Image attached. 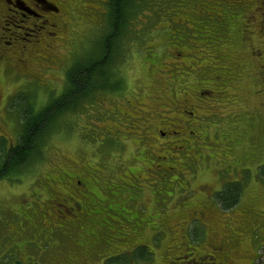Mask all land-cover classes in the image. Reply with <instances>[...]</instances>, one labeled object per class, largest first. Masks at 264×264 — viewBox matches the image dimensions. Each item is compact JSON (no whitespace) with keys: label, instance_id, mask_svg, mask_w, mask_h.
Here are the masks:
<instances>
[{"label":"rangeland","instance_id":"1","mask_svg":"<svg viewBox=\"0 0 264 264\" xmlns=\"http://www.w3.org/2000/svg\"><path fill=\"white\" fill-rule=\"evenodd\" d=\"M86 5L83 11L98 7L97 2ZM89 15L92 18L86 17L74 26L72 42L53 50L51 60L32 58L30 75L23 76L20 71H26L20 65L6 69L0 60V143L6 151L22 132L24 108L39 111L60 92L69 63L76 59L83 63L88 52H97L107 15L103 21ZM217 22L225 23V28H214ZM124 29L121 49L112 65L118 88L93 92L87 97V109L78 105V110H66L53 118L36 155H31L34 158L0 178V264H48L50 259H63L65 255H73V264H85L79 255L84 248L72 242L80 238L79 232L70 229L68 239L49 237L42 230V205H47V179L52 180L65 169L87 167L100 169V185L104 184L103 195L105 192L110 203H121L142 219L132 237L151 241L148 247L152 252L132 264H164L173 253L171 249H180L182 240L188 246L185 264H193L188 256L191 247L194 252L208 253L215 241L222 242V250L213 253L215 261L223 259L221 264H264V176L260 175L264 168V76L260 77L264 75V5L261 0H140L125 20ZM210 37L212 43H208ZM39 53L46 56L44 49ZM227 55L231 57L228 61ZM174 62L185 70L184 74L174 68ZM223 66L228 69L227 84L225 93L217 96ZM26 70L30 72L28 67ZM32 74L35 76L30 77ZM199 74L205 79L198 80ZM187 87L191 92L182 95ZM208 88L210 93H199ZM174 93L187 99L194 115L185 117L176 106H164L170 110L164 115L177 120L181 137L197 140L191 146V157L185 160L159 157L165 165L175 160L179 172L164 165L161 168L165 170L156 169L157 161L151 162L153 157L144 150L133 153L134 143L129 139L114 144L113 140L121 141L129 135L127 130L117 129L113 140L99 143L98 124H109L102 113L108 114L118 103L126 104V99L141 100L147 108L157 109L158 101L146 95ZM182 119L191 124H182ZM188 129L194 130L193 136L187 134ZM151 135L153 142H161L156 132ZM166 145L167 141L160 146ZM131 166L141 177L137 186L129 184L130 174L121 177ZM248 173L253 178L247 183L240 181L236 201L224 208L215 193L225 183H235ZM198 205H207L209 217L181 218V212L198 209ZM51 217L52 224H61L55 214ZM111 228L109 232L108 227L102 230L107 245L113 238L110 243L115 247L108 251L123 244L115 239L120 227ZM176 235H183L182 240L176 241ZM100 251H107L105 243ZM91 261L87 264H98L95 259ZM213 261L211 257L204 262ZM118 264H124V260Z\"/></svg>","mask_w":264,"mask_h":264},{"label":"flooded vegetation","instance_id":"2","mask_svg":"<svg viewBox=\"0 0 264 264\" xmlns=\"http://www.w3.org/2000/svg\"><path fill=\"white\" fill-rule=\"evenodd\" d=\"M86 2L91 6L95 5L97 2L98 7L93 8V10L83 11L82 9L84 6L87 7ZM108 2L109 0H40L38 3L37 0H0V60L4 62V67L6 69H11L12 67L14 68V65H20L21 69L26 71V73L20 71L22 75H30L32 73L30 70L32 65L31 62L34 60L32 58L38 56L40 59L51 60L53 57V50L59 46L68 44V42H72L76 35L74 26L83 21L86 17L92 18L89 13H92L94 16H99L102 21L106 18L108 13ZM261 3L264 5V0H261ZM86 14L89 16H86ZM90 18H87V20ZM40 49L45 50L46 56H40ZM230 59L231 57L227 55L226 60L228 61ZM73 62L69 63L67 69ZM174 64V68L177 70L179 69V73H185V70L181 69L177 62H174ZM27 67L30 72L26 70ZM222 68H224L225 71L222 75L221 90L216 92V94H218L217 96H221V93H225L224 87L227 84L225 79L228 69L226 66ZM260 72L262 73L263 71L261 70ZM175 74L177 76V73ZM199 75L200 77H197L198 80L204 76V74ZM34 76L35 75L30 77ZM235 76L237 77V74ZM263 76L262 74L260 77L263 78ZM66 77L67 76L64 75L63 85L60 88V92L55 97H59L64 92ZM202 79H205V76ZM190 89L191 87H187L182 95L190 93ZM110 90L111 89L108 91ZM211 91L212 90L208 88L199 93L206 95V93L208 94ZM115 94L116 93H113V95ZM160 96L161 97L146 95L148 98L152 97L151 100L158 101L155 106L159 107L157 109L147 108L145 104H142L143 101L141 100L126 99V104L118 103L113 109L108 110V114H101L102 118H104L103 120L108 119L109 124L102 123L97 126L96 123L89 122L98 127L96 133L99 136V143L113 140L111 137H113L112 135L115 134L117 129L122 131L127 130L126 133H129V135L121 141L113 140V143L123 144L124 140L129 139L134 143L135 149L133 153L139 149L144 150V153L148 157H153L151 162L157 161L154 166L156 169L165 170L166 167L172 171V167H174L173 172H179L178 169L181 168L175 166V160L165 165L163 164L164 161L159 157H162V159L163 157H182L183 160H185L190 156V150H192L191 146L195 144L197 140L193 138L190 139V136L181 137V131L177 120L174 121V117L170 118L168 114L164 115L165 112L170 111L169 109L165 110L164 106H169L173 109L176 106L178 108L177 111H179V107H181L180 113L189 118L194 115V108L187 102L186 98H180L181 95L179 94H164ZM166 96H168V98ZM141 105L144 108H142ZM199 106H203V104L198 105V107ZM77 108L73 109V111L78 110ZM79 108L87 109L88 106L86 102H82ZM154 110H157V112L155 113ZM154 114H156L155 117L153 116ZM154 119L156 123L160 122L159 126H157L158 123L155 124ZM184 122L186 125L191 124V121L186 122V120L182 119V124H184ZM153 131L161 138L160 143H157V141L153 142L154 138H152L151 135ZM187 134L193 136L194 130L188 129ZM170 136H174L175 138L167 139ZM163 138H165L164 141H162ZM166 141L169 146H160L165 144ZM156 146L157 148H155ZM158 159L161 160L162 163H159ZM96 165H98V162ZM161 165L165 167L161 168ZM99 171L100 169L97 167H87L76 170L65 169L60 175H55L52 180L47 179L48 182L45 186L47 190V205H42V230L48 233L49 237L60 235L63 237L66 236L68 239H71V235L69 234L71 231L70 229L79 232L80 235L78 236L80 238L75 242L72 240V242L78 248H84L83 251L79 252V255L85 264L93 259L97 260L98 264H108L110 261L109 259L113 257H115L112 261L113 264H118L122 259L124 261L125 258L128 259V256L125 255L126 252L128 255H131L137 247H143V245H139L138 243L141 240L132 237L133 233L135 234L137 232V228L140 226L139 221H142V219L139 218L136 211H133L127 206L121 203L118 204V202L110 203L108 201L105 192L103 195L104 184L102 186L100 185L102 181H100L98 177ZM127 174L131 175L127 177L129 179V184L131 186H137L138 183L136 182L140 180L141 177L138 176V173L135 174V170L132 166L127 173L121 177H125ZM174 176L175 178L178 177L177 174ZM138 190H140V188ZM132 198L133 197H129L130 200H132ZM51 214H55L62 220L60 225L52 224ZM66 214L69 215L68 219L65 218L67 216ZM180 214L181 218L188 216L192 220H198L209 217L210 212H208L207 205H198V209L189 211L184 210ZM60 215L65 216L60 217ZM112 225L120 227L119 231L116 233L118 235L115 239H120L123 244L115 250L108 251L110 248L115 247L110 243L113 238L110 236L111 239L109 240V245H107L102 236V230L108 227L109 232L112 230ZM182 238L183 235H176L175 240H182ZM180 242V249L176 252V248L171 249L173 253L164 264L186 263L185 259L187 257V252L185 251L188 250V246L186 247V245H184V240ZM103 243H105V248H107L106 252L100 251V246ZM221 244L222 242L219 241H215L214 244H211L210 252L212 253H199L193 251L189 252L188 256L192 258L193 264H208L209 262H204L208 256L213 257L214 261L211 264H221L223 259L220 260L218 257L215 261V256L213 255V253H218L222 250ZM151 252L152 250L146 253ZM143 256L142 258L146 257ZM119 259H121V261ZM132 263H134V261H132ZM48 264H73V255H65L63 259L57 256L56 258L50 259V263Z\"/></svg>","mask_w":264,"mask_h":264},{"label":"trees","instance_id":"3","mask_svg":"<svg viewBox=\"0 0 264 264\" xmlns=\"http://www.w3.org/2000/svg\"><path fill=\"white\" fill-rule=\"evenodd\" d=\"M139 2L140 0H109L107 4L106 31L100 37V45H96L97 52H88L87 55L89 56L84 58L83 63L76 62L77 59L74 60L66 71L67 77L64 92L59 97L50 99L36 112H33L31 107L24 108L22 114V132L17 143L6 151L7 155L1 160L0 178L17 171L34 158L31 155H36L39 144L47 131L46 129L50 127L49 125L53 118L66 110L76 109L82 102H86L87 97L93 92L118 88L112 65L116 59V55L119 53V49H121V40L125 34V20H128L132 15L136 4ZM225 25V23L217 22L214 28L224 29ZM218 39L221 40V38ZM218 39L216 40L217 42ZM211 40L210 37L208 43H212ZM92 54L94 56L90 57ZM216 194L217 192L214 197H216ZM237 194L238 192L235 193V196ZM235 201L236 199L222 206L228 208ZM190 249L189 252L194 251L192 247ZM259 258L260 256L256 260ZM210 259L211 257L208 256L207 260Z\"/></svg>","mask_w":264,"mask_h":264},{"label":"snow or ice","instance_id":"4","mask_svg":"<svg viewBox=\"0 0 264 264\" xmlns=\"http://www.w3.org/2000/svg\"><path fill=\"white\" fill-rule=\"evenodd\" d=\"M37 2L39 3L40 0H37ZM5 155H7V153L4 144L0 143V158H3ZM262 164H264V161H262ZM260 175L264 176V168L261 169ZM252 178L253 177L251 173H248L238 178L237 182L235 183H225L223 189L217 191L215 197L216 200L221 205L229 204L230 201H233L235 199V193L239 190L240 181L242 180L244 183H247V181ZM169 195H171V193H169ZM193 235H196L195 231L193 232ZM138 243L139 245H143V247H137L131 255H128V253L126 252L125 255L128 256V259L124 261V264H132L133 260H139L147 251H151V249L148 247L151 241L141 240ZM108 264H113V262L109 261Z\"/></svg>","mask_w":264,"mask_h":264}]
</instances>
